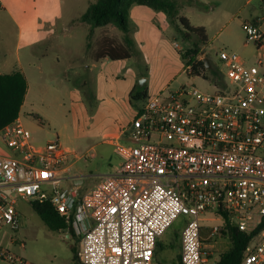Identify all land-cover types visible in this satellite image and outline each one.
Segmentation results:
<instances>
[{"label":"built area","instance_id":"obj_1","mask_svg":"<svg viewBox=\"0 0 264 264\" xmlns=\"http://www.w3.org/2000/svg\"><path fill=\"white\" fill-rule=\"evenodd\" d=\"M242 29L247 43L264 49L257 22ZM216 56L222 85L204 70L194 76L188 61L186 74L213 91L183 85L148 96L112 141L119 165L89 189L69 184L73 154L59 139L37 144L18 119L4 127L0 141L12 154L0 151V260L32 264L2 243L22 226L23 201L51 205L63 231L80 238L83 264H162L157 243L180 216L181 264H213L206 215L222 222L206 240L229 238V227L253 234L240 264H264V56L250 63L227 48Z\"/></svg>","mask_w":264,"mask_h":264},{"label":"rangeland","instance_id":"obj_2","mask_svg":"<svg viewBox=\"0 0 264 264\" xmlns=\"http://www.w3.org/2000/svg\"><path fill=\"white\" fill-rule=\"evenodd\" d=\"M244 1L177 0L179 16L192 27L205 29L213 65L218 63V51L225 47L235 51L239 42L245 40L235 14ZM27 3L29 21L32 20L30 0ZM96 3L97 0H34L38 41L29 48L24 27L18 53V26L6 16L0 20V71L4 74L20 71L29 81V94L20 110L24 127L37 144L59 139L64 148L70 149L71 183L79 180L84 186L119 165L120 158L110 141L131 123L143 106L146 98L137 99V93H146L148 97L167 87L176 90L183 85L213 91L210 82L186 74L189 61L186 53L192 42L183 37L168 13L135 4L129 12V34L108 25L95 29L90 37L91 28L82 21V16ZM104 37L126 46L127 38L130 39L131 57L95 62L94 54ZM249 62L253 61L249 59ZM3 146L5 153L11 155V150ZM19 209L23 220L15 239L25 243V247L7 244L8 248L32 264H83L80 259H74L80 246L78 236L67 237L66 231L51 230L29 202L22 201ZM205 218L204 249L211 261L218 260L232 247V242L229 238L206 240L210 227L222 222L210 215ZM185 223L186 218L180 216L159 238L157 260L180 264L178 253L170 243Z\"/></svg>","mask_w":264,"mask_h":264},{"label":"trees","instance_id":"obj_3","mask_svg":"<svg viewBox=\"0 0 264 264\" xmlns=\"http://www.w3.org/2000/svg\"><path fill=\"white\" fill-rule=\"evenodd\" d=\"M141 5L156 10H162L169 14L171 22L183 33V37L192 42V47L187 51L186 56L189 62L193 63V74L199 76L202 70L206 71L204 78H209L216 84L222 85V77L218 69H207L203 61H198L202 54L201 48L207 43V35L202 27H192L187 19L179 16L177 0H97V3L88 9L82 16V21L90 26V37L94 30L99 27L113 25L124 34L130 32L129 12L133 5ZM181 24L180 25L178 24ZM128 46L115 42L106 37L102 40L100 47L94 54L93 59L123 60L131 57L132 41L127 38ZM28 90V81L24 73L20 71L11 74H0V131L7 125L15 122L20 116V110L25 102ZM137 99L147 98L146 93H137ZM34 211L41 220L53 231H61L66 227L54 209L48 203H32ZM253 234L238 231L229 227V238L232 247L222 253L219 259L213 264H240L247 245ZM171 248L178 253L180 261V233H175L170 243ZM160 243L158 241L155 250V258L159 256ZM78 251L75 250L74 259L79 260ZM157 259V258H156ZM159 260V259H158ZM160 261V260H159ZM161 262V261H160ZM162 264H165L161 262ZM181 264V261H180Z\"/></svg>","mask_w":264,"mask_h":264},{"label":"crops","instance_id":"obj_4","mask_svg":"<svg viewBox=\"0 0 264 264\" xmlns=\"http://www.w3.org/2000/svg\"><path fill=\"white\" fill-rule=\"evenodd\" d=\"M27 2H28V0H1V2H0V20L1 21L3 19L5 20V16L9 17L11 20L14 21V23L19 28L18 39H17V53H18V48H20V46L22 45L23 39H24V34H23L24 27L27 28L26 29L27 30L26 44H28L29 48H32L37 44L38 36H39V33H38L39 29L36 26L37 23L35 21L37 18V12L34 8V0H30V7L31 8H29V9H30L31 14H32V18H31L32 20H29V21L27 19V15H26V10L28 9V3ZM17 8H18V10H17ZM235 14L237 15L236 17H238L237 21L239 22V25L241 26V28H242L244 23L249 22V21H255L260 26V29L264 32V5L262 3V0H245L244 3L236 10ZM48 36H50V34H48ZM104 38H106V37H104ZM4 43L6 44V41ZM251 44L252 43H247L246 38H245V40L242 39L239 42V45L237 47H235L237 49L235 51L240 52L241 55L248 62H249V59L254 62L258 57L264 56V49H262V48L258 49L254 44H252V45ZM206 47L209 48L207 46V43L204 46H202L201 51L203 54H205L207 57L210 58V59L208 58L209 60H211V57L208 54V52L211 51L212 48L210 47L207 50ZM225 48H227V47H225ZM227 49H229V48H227ZM230 50H232V49H230ZM217 53H216V55H217ZM18 62H20V61L18 60ZM95 62H97V61H95ZM13 72H15V71H13ZM13 72H11V73H13ZM0 74L6 75L2 71H0ZM28 83H29V81H28ZM178 89H176V90H178ZM29 90L30 89H29V84H28V90H27L26 98L29 94ZM176 90H172L171 87H167V88L161 90L160 92H162V91H176ZM160 92H158V93H160ZM26 98H25V102H26ZM18 120L23 124V117L21 115V112H20V116H19ZM119 134H120V132H119ZM112 141L113 140L110 141L111 144H112ZM3 149H4L3 143L0 141V151H3L5 153L6 151H4ZM79 182L83 185L82 189H89V188L93 187L98 182V180L93 182L92 184H89L88 186H84L85 183L83 181H79ZM69 184H72V183L70 182ZM18 231L15 234L13 232H10V233L8 232V235L2 240V243L5 246H7V244L12 245V243H11L12 239H15V237H16L15 235L18 233ZM70 236H72V235L67 234V237H70ZM79 248H80V246H79ZM0 264H9V263L0 260Z\"/></svg>","mask_w":264,"mask_h":264},{"label":"water","instance_id":"obj_5","mask_svg":"<svg viewBox=\"0 0 264 264\" xmlns=\"http://www.w3.org/2000/svg\"><path fill=\"white\" fill-rule=\"evenodd\" d=\"M204 63H205V65H206V68H207V69H211V68H212V64L210 63V60H209L208 58H206V59L204 60Z\"/></svg>","mask_w":264,"mask_h":264},{"label":"flooded vegetation","instance_id":"obj_6","mask_svg":"<svg viewBox=\"0 0 264 264\" xmlns=\"http://www.w3.org/2000/svg\"><path fill=\"white\" fill-rule=\"evenodd\" d=\"M213 67H216V65H214Z\"/></svg>","mask_w":264,"mask_h":264}]
</instances>
